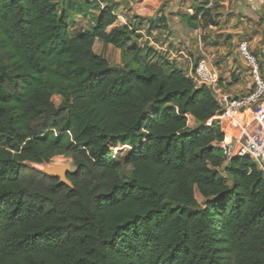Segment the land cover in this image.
<instances>
[{
    "label": "trees",
    "instance_id": "trees-1",
    "mask_svg": "<svg viewBox=\"0 0 264 264\" xmlns=\"http://www.w3.org/2000/svg\"><path fill=\"white\" fill-rule=\"evenodd\" d=\"M117 21L104 8L72 35L55 0H0V264H264V174L247 158L217 171L215 94L143 63ZM61 156L73 188L38 168Z\"/></svg>",
    "mask_w": 264,
    "mask_h": 264
},
{
    "label": "crops",
    "instance_id": "crops-1",
    "mask_svg": "<svg viewBox=\"0 0 264 264\" xmlns=\"http://www.w3.org/2000/svg\"><path fill=\"white\" fill-rule=\"evenodd\" d=\"M125 1H128L137 20L130 23L129 19L125 21L116 15L118 21L115 27L126 26L133 31V23H144L143 26L151 28L156 36L164 38L159 41L158 37L152 38L150 33L145 36V40H150V50L154 55L165 57L190 77L200 59L206 55L219 75V86L224 92L234 97L247 95L253 84L252 87L248 84L252 79L246 65L238 70L233 69L230 73H225L216 65L217 60L222 61L225 57L240 54L239 46L243 42L259 58L264 73V6L252 5L245 0ZM64 11H68V7ZM187 17L195 19L192 23L197 25L196 28L188 25L190 20ZM136 33L141 34L142 31L138 30ZM100 42L97 40L95 45ZM101 44L105 50L110 51L112 48L102 42ZM139 47L143 49L141 45ZM233 81H238V84L230 88L229 92L226 90L227 84Z\"/></svg>",
    "mask_w": 264,
    "mask_h": 264
},
{
    "label": "built area",
    "instance_id": "built-area-1",
    "mask_svg": "<svg viewBox=\"0 0 264 264\" xmlns=\"http://www.w3.org/2000/svg\"><path fill=\"white\" fill-rule=\"evenodd\" d=\"M245 1L264 6V0ZM239 52L253 84L252 90L245 96L234 97L220 88L219 75L206 55L200 59L195 73L191 74L198 87L207 86L213 91L221 107V113L209 119L204 126L224 124L227 129L224 140L211 144L223 157V164L217 169L223 176L236 158L254 161L264 174V73L259 58L251 53L247 43L240 44ZM126 147L115 149L113 156Z\"/></svg>",
    "mask_w": 264,
    "mask_h": 264
},
{
    "label": "rangeland",
    "instance_id": "rangeland-1",
    "mask_svg": "<svg viewBox=\"0 0 264 264\" xmlns=\"http://www.w3.org/2000/svg\"><path fill=\"white\" fill-rule=\"evenodd\" d=\"M59 5V11L60 13L65 10L66 7H68V17L70 19V28H71V34L72 35H78L85 33L89 31L93 27L94 21L96 17L98 16V13L104 9V8H111L113 9L115 15H118L122 20L127 21L128 19L133 21L134 19L137 20L136 16L133 14V11L131 8H129L128 1L125 0H55ZM86 11L83 13L82 11ZM144 23H133V35L128 43V45L137 44L138 46L141 45L144 49L143 56L141 57V61L143 63L147 61H152L155 59L157 62H164L168 61L165 59V57H161L158 54L153 55V58L147 57L148 52L150 49H152V46L150 45V40H145V36L150 33L152 38L158 37L159 41L163 40L164 38L159 36H156L151 28L149 29L147 25L145 27L143 26ZM81 27V28H80ZM80 28V30H78ZM141 30V34H137L136 31ZM156 40V41H158ZM166 40V39H165ZM95 53H103L102 56H104L109 63L112 66H119L122 63V57H121V51L116 48H111L110 51L105 50L101 42L99 45L94 46ZM170 62V61H168ZM171 63V62H170ZM173 64V63H172ZM175 65V64H173ZM216 65L219 69H223L225 73L232 72L233 69L238 70L240 67L244 66V61L240 54L237 56L232 57H225L222 61H216ZM232 67V68H230ZM190 77V75H187ZM238 81H233L232 83L227 84L226 90L229 92L231 91L230 88H234L237 86ZM252 87V81L250 80V83H248ZM188 127L189 129H196L198 127L197 123L190 117L188 121ZM54 134H49L48 138L53 139L55 138ZM72 141V133L68 132L61 138V144L65 145ZM129 144V143H128ZM131 150L130 146H127L123 150H119L117 153L116 159L119 162V164H122L124 162L125 157L128 155L129 151ZM70 164V171H74V167L72 164V161L69 159H66L65 157H57L53 160L52 164ZM40 168V167H38ZM123 174L127 175L128 170L122 169ZM197 198L200 202H202L201 197L197 194Z\"/></svg>",
    "mask_w": 264,
    "mask_h": 264
},
{
    "label": "water",
    "instance_id": "water-1",
    "mask_svg": "<svg viewBox=\"0 0 264 264\" xmlns=\"http://www.w3.org/2000/svg\"><path fill=\"white\" fill-rule=\"evenodd\" d=\"M70 164H44L39 170L49 178L59 179V185H67L73 188L72 183L68 180V173L70 172Z\"/></svg>",
    "mask_w": 264,
    "mask_h": 264
}]
</instances>
